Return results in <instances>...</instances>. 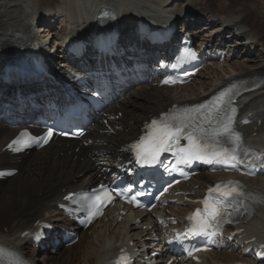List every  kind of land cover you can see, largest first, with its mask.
Segmentation results:
<instances>
[{"label":"bare ground","instance_id":"1","mask_svg":"<svg viewBox=\"0 0 264 264\" xmlns=\"http://www.w3.org/2000/svg\"><path fill=\"white\" fill-rule=\"evenodd\" d=\"M104 9L110 10L109 16L118 28L127 26L136 17H146L153 25L165 24L174 17L185 22L200 42L222 40L239 53L223 63L211 62L188 84L171 88L149 85L131 90L118 103L122 130L112 137L100 135L101 146L80 147L74 152L72 146L49 143L42 151L31 152L21 159L18 173L0 181V245L22 253L30 264H103L123 243L131 241L143 247L141 239L147 234L143 226L152 223L157 229L149 214L136 213L141 223L135 224L126 218L115 221L108 212L106 220L102 218L88 229L80 230L74 245L61 246L56 251L41 252L29 247L30 240L23 232L35 230V223L47 218L61 222L63 218L55 203L62 191L83 189L93 182L102 167L101 160L108 166L120 145L137 134L141 122L150 113L172 103L201 100L232 80L258 75L264 79V14L260 15V0H0V60L11 62L17 51L36 36L51 47L57 46L62 38L78 36ZM46 13L48 18L44 19ZM35 19L43 23L40 30L33 25ZM199 20L201 25L197 24ZM241 46H245L242 51ZM54 52L58 58L64 56L63 49ZM61 71L62 68H57V72ZM238 104L242 114L254 115L253 123L244 127V131L250 139H257L264 133V114L260 112L264 108V80L258 88L242 95ZM254 131L255 136L250 137ZM13 133V128L0 125V147ZM91 150L106 153L90 158L86 152ZM7 159L0 154V165ZM81 172H87L86 177L76 178ZM213 178L215 174L202 173L191 182L190 189ZM247 183L263 205L244 222L246 238L255 236L264 242V177L247 179ZM183 210L178 208L173 212L181 214ZM234 252L208 257L202 264H230L240 257Z\"/></svg>","mask_w":264,"mask_h":264},{"label":"snow or ice","instance_id":"2","mask_svg":"<svg viewBox=\"0 0 264 264\" xmlns=\"http://www.w3.org/2000/svg\"><path fill=\"white\" fill-rule=\"evenodd\" d=\"M189 55L194 57V53H189ZM164 83H175V81L165 80ZM222 111L223 109L217 108L215 117L209 114L203 119H194L191 114L182 113L180 115L165 114L159 120H153L148 126L147 135L131 146L136 153L137 162L148 165L155 164L162 152L170 151L175 147L180 163L199 160L235 168L238 163L242 162V138L232 127L235 109H231V114L225 113L221 116ZM52 134L49 131L42 140L32 137L28 132L21 133V136L26 137L28 142L47 143ZM181 138L187 141L186 147L179 146ZM225 143L228 146H225ZM15 150L20 151L21 149L16 148ZM213 193H219V196L214 197ZM245 195L238 182H227L225 185H217L215 188L209 189V197L201 202L204 208L197 209L193 216L188 217L191 222L189 233L202 237L217 235L221 230L222 222H230L226 220V217L231 215L228 211L229 207L238 211L233 202L242 201ZM248 198L252 199L253 197ZM99 199L100 197L96 196L94 200L90 201L92 208L97 207L96 200ZM35 239L39 240L40 235L37 234ZM5 258H8V264H26L18 254L0 248V260ZM116 264H127L126 257L122 255Z\"/></svg>","mask_w":264,"mask_h":264},{"label":"rangeland","instance_id":"3","mask_svg":"<svg viewBox=\"0 0 264 264\" xmlns=\"http://www.w3.org/2000/svg\"><path fill=\"white\" fill-rule=\"evenodd\" d=\"M260 6H261V13H260V15L262 14H264V0H260ZM204 22V21H203ZM201 25V24H200ZM43 27V26H42ZM41 27V28H42ZM41 36L44 34V31L42 32V30H41ZM199 34H201V33H199ZM244 48H245V46H241V50L240 51H242V50H244ZM40 196V195H39ZM4 228V227H3ZM5 231H6V227H5ZM225 254H231V253H225Z\"/></svg>","mask_w":264,"mask_h":264}]
</instances>
